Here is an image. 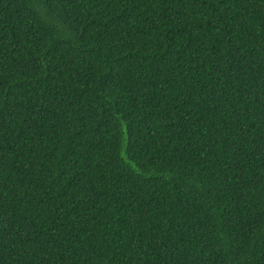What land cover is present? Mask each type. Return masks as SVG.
I'll return each mask as SVG.
<instances>
[{"label":"trees","instance_id":"obj_1","mask_svg":"<svg viewBox=\"0 0 264 264\" xmlns=\"http://www.w3.org/2000/svg\"><path fill=\"white\" fill-rule=\"evenodd\" d=\"M0 264H264V0H0Z\"/></svg>","mask_w":264,"mask_h":264}]
</instances>
